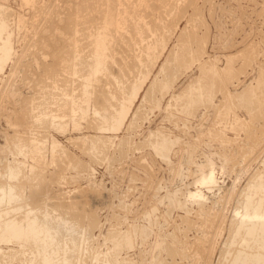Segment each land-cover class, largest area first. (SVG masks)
Instances as JSON below:
<instances>
[{
	"label": "rangeland",
	"instance_id": "obj_1",
	"mask_svg": "<svg viewBox=\"0 0 264 264\" xmlns=\"http://www.w3.org/2000/svg\"><path fill=\"white\" fill-rule=\"evenodd\" d=\"M261 200L264 0H0V264L263 257Z\"/></svg>",
	"mask_w": 264,
	"mask_h": 264
},
{
	"label": "bare ground",
	"instance_id": "obj_2",
	"mask_svg": "<svg viewBox=\"0 0 264 264\" xmlns=\"http://www.w3.org/2000/svg\"><path fill=\"white\" fill-rule=\"evenodd\" d=\"M2 27V26H1ZM100 33V32H99ZM117 122V121H116ZM214 173L211 172L206 178L202 179V183L204 182H214ZM206 184V183H205ZM208 184V183H207ZM212 187V186H211ZM200 193V192H199ZM11 194V193H10ZM193 196H195L193 194ZM193 199V198H192ZM247 204L244 207V210L242 212H237L236 215H240V224L244 225L245 222H248V220L255 221V223H249L247 226L248 232L251 234L257 233L258 226H264V200H261V202L258 205H253L251 201L246 202ZM261 207L263 208V211H261ZM21 221V220H20ZM19 222V221H18ZM247 224V223H246ZM3 224H0V241L4 240L6 237L5 235H10L13 232L15 234H18L19 231H22L21 228L16 225H5L3 228ZM240 228V227H239ZM24 232V231H23ZM44 234V233H43ZM25 236V235H24ZM9 238V237H8ZM25 238V237H24ZM13 239V238H12ZM26 241V240H25ZM2 242V241H1ZM247 243V242H246ZM264 247V246H263ZM244 249V248H243ZM259 253V252H258ZM255 254V253H254ZM233 264H264V256H260L258 254L253 255L252 253H248L246 255H242L241 253L238 254V258L236 259Z\"/></svg>",
	"mask_w": 264,
	"mask_h": 264
}]
</instances>
